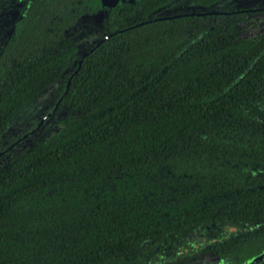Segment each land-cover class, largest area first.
<instances>
[{
  "label": "trees",
  "instance_id": "obj_1",
  "mask_svg": "<svg viewBox=\"0 0 264 264\" xmlns=\"http://www.w3.org/2000/svg\"><path fill=\"white\" fill-rule=\"evenodd\" d=\"M36 1L0 0L18 14L0 72ZM217 1L55 0L56 24L91 9L105 12V35L120 31L65 75L75 47H47L0 83V137L44 88L45 115L59 105L67 113L6 163L25 134L0 146V264L264 257V31L243 35L240 12L146 21L165 5L202 12Z\"/></svg>",
  "mask_w": 264,
  "mask_h": 264
},
{
  "label": "rangeland",
  "instance_id": "obj_2",
  "mask_svg": "<svg viewBox=\"0 0 264 264\" xmlns=\"http://www.w3.org/2000/svg\"><path fill=\"white\" fill-rule=\"evenodd\" d=\"M66 1L68 2V0ZM253 3L256 5L264 4V0H223L209 6L207 9L216 10L223 7L241 8ZM59 7L60 4H57L55 0H38L31 7L27 17L24 19V28L16 39V49L9 52L5 57V65L0 72V83L2 85L7 83L15 69L24 67L26 60L32 61L34 57L33 51L44 53L47 47L51 48V51L55 54L68 47H75V54L58 71L60 76L67 74L73 69L77 56L106 33L108 28L104 24L105 12L89 9L77 13L68 22L62 20L56 24L54 21L55 15H53L52 11H54V8L57 11ZM200 10H203V8L168 5L157 9L153 14L155 16H164L178 12ZM15 19L16 14L14 12L10 10L3 12V8L0 9V48L6 43V36L11 31ZM114 27L113 24L110 25L111 29ZM241 30L243 35L263 32L264 16H260V21L258 20L255 26L241 25ZM45 93L46 88L38 91L33 99L22 103L11 114L1 134L0 146L5 145L8 139L22 134H25V136L16 143V148L12 149L9 154L1 159L2 163H6L18 151L29 148L34 140L47 135L54 120L66 116L67 113L63 105L57 106L55 111L45 115L50 111L51 104L50 99L45 96ZM40 120L42 121L39 122ZM33 124H38V126L32 128L31 125ZM201 264H210V262L205 261ZM220 264L228 263L223 262ZM253 264H264V257Z\"/></svg>",
  "mask_w": 264,
  "mask_h": 264
},
{
  "label": "flooded vegetation",
  "instance_id": "obj_3",
  "mask_svg": "<svg viewBox=\"0 0 264 264\" xmlns=\"http://www.w3.org/2000/svg\"><path fill=\"white\" fill-rule=\"evenodd\" d=\"M220 1H223V0H219L217 2H220ZM217 2H215V3H217ZM165 6H168V5H165ZM162 7H164V6H162ZM6 9L14 12L16 14V19L15 20H17V18H18L17 12L15 10H13V9L4 8V7H3V12L7 11ZM221 9H228V10L227 11H223ZM209 11H211V12L213 11L214 13H236V12L244 13L245 14L244 17L246 19L244 21L240 22V26L243 25V24L255 26L256 23L258 22V20L260 21V16H262V17L264 16V4H257L256 5V4L253 3V4L249 5V6H243L241 8L223 7V8H219V9H216V10H207V11L205 10V12H209ZM189 12H198V11H184V12H181V13L184 14V13H189ZM202 12H204V11H202ZM15 20H14V22H15ZM14 22H13V24H14ZM13 24H12V26H13ZM7 36H6V38H7Z\"/></svg>",
  "mask_w": 264,
  "mask_h": 264
},
{
  "label": "water",
  "instance_id": "obj_4",
  "mask_svg": "<svg viewBox=\"0 0 264 264\" xmlns=\"http://www.w3.org/2000/svg\"><path fill=\"white\" fill-rule=\"evenodd\" d=\"M118 0H100V4L102 5V6H114L115 4H116V2H117ZM213 12V11H212ZM205 13H211V11H209V12H189V13H184V15H192V14H196V15H200V14H205ZM177 15H182V13L181 14H177ZM173 16H176V15H172V16H164V17H156V18H153V19H148V20H146V21H150V20H154V19H160V18H170V17H173ZM141 23H143V22H139V23H136V24H134V26L135 25H138V24H141ZM115 31H120V30H115ZM114 31V32H115ZM114 32H111V33H109V34H107V35H105V36H103V38H106L107 36H109V35H111L112 33H114ZM101 39H99L96 43H99V41H100ZM96 45V44H95ZM92 49V48H91ZM87 52L85 51V52H83L82 54H81V57L82 56H84L85 54H86ZM80 63H81V58H79V60H78V63H77V66H76V68H75V70L73 71V73H75L76 71H77V69L79 68V65H80ZM72 75V74H71ZM70 75V76H71ZM68 83H69V79L67 80V85H68ZM67 85H66V87H67ZM42 120H40L39 122H41ZM38 126V124L35 126V128ZM19 139H17L14 143H16L17 141H18ZM12 146V144H10L9 146H8V148H10ZM2 153V151L0 152V154Z\"/></svg>",
  "mask_w": 264,
  "mask_h": 264
}]
</instances>
